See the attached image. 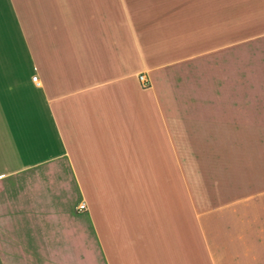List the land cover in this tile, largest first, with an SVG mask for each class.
<instances>
[{
    "label": "crops",
    "instance_id": "crops-1",
    "mask_svg": "<svg viewBox=\"0 0 264 264\" xmlns=\"http://www.w3.org/2000/svg\"><path fill=\"white\" fill-rule=\"evenodd\" d=\"M128 12L126 0H0L8 264L27 242L35 264H264V176L233 155L213 160L217 176L187 147L219 142L174 137L179 110L137 81L152 86L141 68L161 64L153 35L147 48Z\"/></svg>",
    "mask_w": 264,
    "mask_h": 264
},
{
    "label": "rangeland",
    "instance_id": "rangeland-1",
    "mask_svg": "<svg viewBox=\"0 0 264 264\" xmlns=\"http://www.w3.org/2000/svg\"><path fill=\"white\" fill-rule=\"evenodd\" d=\"M126 6L147 48L153 35L150 53L161 64L141 72L151 78L148 88L168 96L179 110L173 114L174 137L219 142L187 147L190 154L211 155L213 167H206L217 176L224 166L213 160L223 157L227 164L229 155L238 165L252 160L254 178L264 176V0H126ZM188 121L199 125L192 129ZM0 203L8 205V178L0 180ZM0 217L8 218V209ZM48 238L40 237V249L54 248ZM9 248L15 250L11 264L37 262L28 242L22 250ZM0 264H8L4 224Z\"/></svg>",
    "mask_w": 264,
    "mask_h": 264
},
{
    "label": "built area",
    "instance_id": "built-area-1",
    "mask_svg": "<svg viewBox=\"0 0 264 264\" xmlns=\"http://www.w3.org/2000/svg\"><path fill=\"white\" fill-rule=\"evenodd\" d=\"M32 80L34 82H36V77H33ZM137 81L140 84V86L148 88L150 86V81L148 80V78L144 75V74H139L137 75ZM85 208V206L83 204H81L79 206V209L83 210Z\"/></svg>",
    "mask_w": 264,
    "mask_h": 264
}]
</instances>
